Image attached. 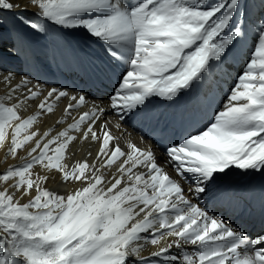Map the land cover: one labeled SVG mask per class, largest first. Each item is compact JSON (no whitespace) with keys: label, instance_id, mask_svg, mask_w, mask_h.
<instances>
[{"label":"snow or ice","instance_id":"snow-or-ice-1","mask_svg":"<svg viewBox=\"0 0 264 264\" xmlns=\"http://www.w3.org/2000/svg\"><path fill=\"white\" fill-rule=\"evenodd\" d=\"M249 2L0 0V27L7 13L37 35L80 31L124 68L105 104L0 62V152L19 161L0 171V264H264V212L250 236L205 206L234 196V170L264 177V0L256 14ZM253 37L223 100L165 146L177 178L151 148L121 143L153 97L174 103ZM0 51L27 57L24 33L10 47L0 33Z\"/></svg>","mask_w":264,"mask_h":264},{"label":"bare ground","instance_id":"bare-ground-1","mask_svg":"<svg viewBox=\"0 0 264 264\" xmlns=\"http://www.w3.org/2000/svg\"><path fill=\"white\" fill-rule=\"evenodd\" d=\"M247 9L250 14H256L260 11L259 0H250L247 4ZM26 16H31L32 12L25 13ZM254 18V16L252 17ZM18 30L22 31L26 38L27 57L14 58L0 51V62L7 68L23 70V72L32 73L38 76L42 81L50 82L53 85H66L70 88L75 87L76 90H87L90 99L97 98L103 100L105 104L108 102L109 95L117 86V79L124 68H117L113 63H109L105 53L100 45V42L95 39L88 38L83 32H70L68 30L59 31L55 36H45L34 34L27 28H22L15 20L13 15L4 14L3 26L0 27L4 45L10 47L17 40ZM251 53V51H250ZM249 57L238 64L231 63L228 66L225 81L228 82V90L235 83L236 77L243 71L244 65ZM211 94H216L220 101L223 100L226 93L221 90H215ZM59 115V113H58ZM113 124L116 122L115 117H112ZM139 117L132 118L129 122L123 124V129L126 134L121 137V143L124 144L130 140L141 148H145L142 141L137 139L134 134V124L137 123ZM52 118H49L44 125H41L42 130H46L48 126H52ZM87 147L81 145L75 149L77 155L74 159H83L86 155ZM94 151V148H93ZM17 160L9 158L7 163H4V153L0 152V171H3L8 165L18 163ZM158 164L164 166L165 170L173 178H177L172 170V166H168L167 162L160 157L157 159ZM170 164V163H169ZM78 186V185H77ZM47 187L63 194L72 185H64L58 181H49ZM25 198L21 202H26ZM205 206L214 210L215 215L225 219L227 223L234 227L245 231L234 221H229V218L219 215L218 205L208 204L205 201ZM188 250H192L189 248ZM175 251V249H174Z\"/></svg>","mask_w":264,"mask_h":264}]
</instances>
